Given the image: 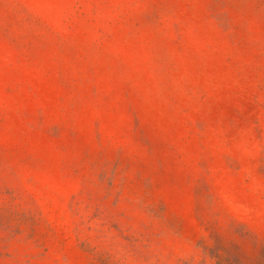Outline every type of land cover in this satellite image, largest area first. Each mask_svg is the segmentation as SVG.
Returning <instances> with one entry per match:
<instances>
[{
    "label": "rangeland",
    "instance_id": "rangeland-1",
    "mask_svg": "<svg viewBox=\"0 0 264 264\" xmlns=\"http://www.w3.org/2000/svg\"><path fill=\"white\" fill-rule=\"evenodd\" d=\"M0 264H264V0H0Z\"/></svg>",
    "mask_w": 264,
    "mask_h": 264
}]
</instances>
